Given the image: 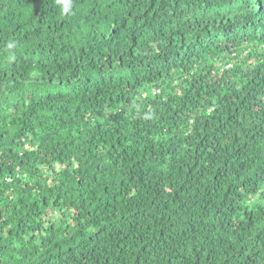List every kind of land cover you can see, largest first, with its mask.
<instances>
[{
	"label": "trees",
	"instance_id": "16d2710c",
	"mask_svg": "<svg viewBox=\"0 0 264 264\" xmlns=\"http://www.w3.org/2000/svg\"><path fill=\"white\" fill-rule=\"evenodd\" d=\"M0 0V264H264V0Z\"/></svg>",
	"mask_w": 264,
	"mask_h": 264
},
{
	"label": "clouds",
	"instance_id": "9594fccd",
	"mask_svg": "<svg viewBox=\"0 0 264 264\" xmlns=\"http://www.w3.org/2000/svg\"><path fill=\"white\" fill-rule=\"evenodd\" d=\"M58 3L61 6V11L67 13L71 8V0H58Z\"/></svg>",
	"mask_w": 264,
	"mask_h": 264
}]
</instances>
